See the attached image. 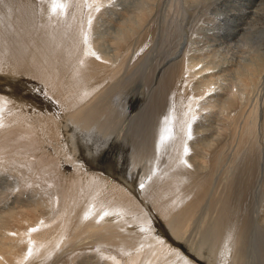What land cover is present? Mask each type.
Here are the masks:
<instances>
[{
    "label": "bare ground",
    "instance_id": "bare-ground-1",
    "mask_svg": "<svg viewBox=\"0 0 264 264\" xmlns=\"http://www.w3.org/2000/svg\"><path fill=\"white\" fill-rule=\"evenodd\" d=\"M14 2H18L15 5L17 7L15 8L13 4H10L12 6L7 5L8 11H6L9 21L13 22V27L15 26L14 29L12 28L13 30H6L8 28L3 27L7 16L6 12L5 14L0 12V61L1 50L6 48L7 53H13L15 56L16 67L13 66L15 69H24L28 74L39 79L43 77L46 84L50 79L49 75H54L52 69L55 67L53 66L60 63L54 58L55 54H58V57L59 54L64 56L63 64L74 61L69 57H73L77 53L83 58L89 54L91 60L83 67H77L78 63L75 62L76 60L74 61L76 69L73 70L75 74L72 71L71 74L74 76L71 78L75 79H69L70 88L75 90L84 86L87 90H83L87 93L83 94L85 93L83 92L81 93L82 96L80 94L75 98L72 96L71 101H66L71 106L69 107L70 111L65 116L67 119L65 121L75 126L78 135L94 136L96 132H92L93 130L97 131V134L107 130L110 125V118L115 115L116 109L120 111L117 103L120 102L121 98L115 96L116 98L113 99L111 97L112 89L114 85L117 86V81L122 83V79L125 80L130 74L126 73L127 75L125 74L119 80V72L117 74L112 72L111 84L105 90L103 89L104 91L96 92L91 102H84L93 92L89 93L88 87L93 78L96 80L94 74L105 70L104 66L111 63L113 58L106 57L102 59L103 62L101 60L99 62V58L102 57L99 56L98 58L97 55L103 53L102 38L98 36L95 40L97 45L94 49H91V46L86 48L80 45L77 49L75 48L71 53L72 55L68 53L70 55L68 56L65 49L69 45L64 46L65 37L68 38L66 30L72 26L61 21L62 16H59L60 14H57L59 16L57 18H48L51 20L50 22L41 18V14L46 12L48 0H13L12 3ZM52 2L50 1L49 4L52 5ZM211 2L213 0H189L186 3L192 4L197 9L203 8L205 10H202L207 12L206 4L211 10ZM233 2L234 0H215L213 10L219 11L223 8L224 3L227 5ZM63 3L64 0H60L53 6L65 8L66 2ZM94 3H96L95 8L102 7L103 10L106 8L104 12L106 14L112 9L115 14L113 18L116 23H121L120 27H123L122 23H124L123 28L115 29V36L112 37L114 41L118 42V47L115 49L117 55L123 53V49H128L130 43L137 38L142 39L145 35L147 38L151 36L154 42H147L146 40L145 43H142V47L146 45L143 50H147L145 54L142 53L144 58L141 56L137 65L142 63L144 59L150 61L155 52L159 51L158 45L162 44V32L159 35L156 32L154 34L151 28L154 27L158 14L156 8L162 4L160 0H136L137 8L131 7L124 0H94ZM184 4H182L183 7ZM237 4V8L239 7L243 13L238 10L228 11L225 8L227 13L212 14L216 20H212L215 24L210 29L205 30L206 33H200L203 37L196 35V25H194L195 28H191V34H185L186 24L185 28H179V31L184 33L180 43L175 44L176 40L171 42L168 38L171 44L169 46L176 45L173 52L169 51L167 56L161 61L155 60L154 64L150 65L151 62L146 61L148 67L144 66L145 72L150 75V80H147V100H149L147 104L150 107L145 106V110H147L151 121L154 122L153 124H157V116H160L159 119L163 115L168 117L166 124L163 122L160 124L163 129L166 128L165 132L159 134L155 129L150 135L153 140L150 138L149 142L142 144L143 149L146 150L145 153L148 151L147 154L160 155L154 156L159 159L154 158L158 163L154 164L153 168L160 170V173L157 170L158 174L154 175L155 179L154 176L151 178L152 175L148 176L147 179L149 178V181L152 179V181L148 182L145 187L142 185L145 183L146 177H142L145 179H143V183L141 182L142 187L137 188L134 181L136 178L131 177L129 181L125 180V182L118 183L115 178L111 179V176L109 178L105 177L106 175L94 173L90 169V171L88 170V166H85V169L82 167L83 169L80 168L81 170L77 171L86 173V183L83 185L80 183L81 177L78 174L71 175L74 172H71L64 179L62 175L65 172H63L54 194H50L51 191L47 194L49 188L46 187V189L42 188L45 193L42 197V195H36V193L40 194L41 190L29 193L26 188L25 190L20 186L21 178L12 176L16 177L13 178L12 184L18 191L8 194V198L6 196L7 208L0 210V264H73L74 262L77 263L76 261L79 262L78 264H250L252 259L253 264H264V248L261 250L260 257L251 256L248 251H245V245L253 242L254 236L264 237V200L259 201L261 188H264V0H250L246 10L243 9L245 6L243 3H236L235 5ZM37 6L44 12L40 14V11L36 10ZM119 6L123 11L129 13L128 17L125 18L119 12L117 9ZM161 6L163 7L164 4ZM186 6L188 8V5ZM186 6L184 9L188 10L189 8L186 9ZM0 8L2 9V7ZM160 9L162 10V8ZM191 12L193 11L191 10ZM191 12H188V16L193 14ZM36 14L37 16L39 14L40 22L47 21L44 24L51 31L50 40L42 41L39 35L42 46L38 43L35 44L33 40H38L37 37L34 38L32 29L38 18ZM97 14H94V18L98 16ZM80 15L82 17L81 13ZM160 17L158 16V18ZM80 22L78 29L75 27L77 30L81 28ZM92 28L94 29V26ZM38 29L41 30L39 27ZM199 29L198 31H200ZM54 30H57L56 34H54ZM50 31L48 32L50 33ZM175 32L174 29L170 32L166 30L165 36L169 33L168 35L173 38ZM31 35H33L31 39L33 41L29 42ZM192 36L198 37L199 43L205 44L207 42L209 52L202 54V57L197 56L195 58L192 56V60L186 57L184 59L183 56L180 57V52L183 51L180 48L184 49L187 43L193 42ZM7 37L12 38L14 44L7 43ZM24 38L25 40L27 38L28 42ZM92 39L94 40L93 37ZM144 39L146 38L144 37ZM40 40L38 41L40 42ZM83 42L84 40L82 44ZM73 43L74 41L70 44ZM211 43H214V46ZM215 44L219 48H213ZM105 45L107 46L106 43ZM130 53L128 54L130 55ZM126 58H128L127 54ZM54 60L55 63H53ZM185 60L188 64L185 63ZM105 62L109 63L105 65ZM61 63L58 64L61 66L60 69L57 66L58 73L62 72L63 64ZM198 64H203L201 65L202 68H197ZM66 67L63 68L65 69L64 74ZM57 71L55 75L58 74ZM86 73L89 75V79H87ZM59 76L62 74H58L57 77L59 78ZM54 77L51 78L53 82L55 81ZM40 80L42 82V79ZM56 81L59 82V80ZM24 82L25 85L20 82L17 85L26 86L29 84V81H25V79ZM66 87H68L67 84ZM97 88L95 87L93 90ZM16 91L0 88V128L7 127L11 133L10 137L0 134V145L5 143L7 146V150H0V154H5L7 160L0 163V172L2 173L0 177L2 179H5L3 172H7L8 164L20 166L24 172L25 170L31 171V169L33 170L32 173L39 171L38 175L42 176L47 170L44 168L50 166V161H59L52 157V160L44 161L41 158H36L33 160L34 162L25 163L26 157L23 156L22 152L27 153L36 147L34 145L35 140H37V132L36 129L31 131L23 122H19V118L14 117L15 125L19 122L18 126L25 131L22 134L20 129L11 126L12 120L7 121L9 117L6 114L8 112L13 113L17 108L15 105L20 102L19 100L16 104L14 103L13 98L17 96ZM79 91L81 92V89ZM17 94L21 95L19 92ZM37 94L39 95V93ZM20 97L21 100L26 98L25 95ZM17 98L15 99L17 100ZM64 99L66 100L65 97ZM108 100L107 105L106 103L101 105ZM10 101H13V104H10ZM19 106L21 105L19 104ZM171 126L174 128L175 134H173ZM227 128L233 132V137L230 139L232 145L230 142V148L223 151L221 145L227 144L228 141L225 142L222 139L225 137L224 132L227 131ZM58 136L57 130L52 135V140L58 141ZM80 140H72L71 144L68 147L66 145L64 149L66 156L68 152L76 156V158L72 157V160L79 159L82 146L86 145L87 150H90L87 143L79 145L82 142ZM258 144L260 146L259 152H257ZM9 146H11L10 150H8ZM60 151L63 153L62 150ZM222 152H225V155L222 156ZM251 153L252 155H250ZM190 154L191 157H189ZM56 156L59 155L56 154ZM66 156L63 155V158L60 159L63 160ZM150 157L152 156L150 155ZM163 157L164 160L162 161ZM222 158H227L225 170L219 164L226 163L222 162ZM255 161L256 168H254ZM79 162L80 160H78L77 165ZM163 164L168 165L163 167ZM34 167L41 168L34 169ZM221 170L223 171L221 172ZM131 174L135 176V174ZM162 177L164 183H161ZM7 182L11 185L10 180ZM171 182L177 187L183 185L180 187L182 192L177 196L173 194V198L168 197L171 192L169 190ZM215 184L217 187L212 189ZM233 197L234 199L231 200ZM0 204L2 205L1 202ZM150 204H153V208ZM55 216L62 218L61 223L55 224L51 220ZM197 219L198 222L196 223ZM152 221V229L149 226H144L150 225ZM192 227L198 234L196 238L198 241L189 242V246H183L181 249L175 242L178 239H186V234ZM145 228H148L149 235H145L147 233ZM255 230H260V232L255 235ZM224 241L225 247H220V243H224ZM82 246L83 252L80 255L76 254V250L79 249L80 251Z\"/></svg>",
    "mask_w": 264,
    "mask_h": 264
},
{
    "label": "rangeland",
    "instance_id": "rangeland-1",
    "mask_svg": "<svg viewBox=\"0 0 264 264\" xmlns=\"http://www.w3.org/2000/svg\"><path fill=\"white\" fill-rule=\"evenodd\" d=\"M10 1L11 0H5V1L4 0H0V4H1L0 7H2V9H3L2 10L0 8V12H3V14H5V12L8 11L7 10L8 9L7 5L9 6L10 4H13V6H15L16 4H18V2L12 3L13 0H12L11 3H10ZM15 1H19V0H15ZM50 1L51 2L53 1L52 2L53 3L52 5L49 4ZM59 1L60 0H55V2H54V0H48L49 3H47V7L49 8V10L46 7L45 14H41L42 12H44V10H41L38 6L36 7V10L40 11L41 18H45L46 20H48V22L51 21V20H49L51 18L53 19L54 17L57 18L59 16H62L61 21L66 22L67 24L69 23V25L72 26V27H69L66 30V34H68V38L65 37V39H66V42L69 43V44H67L65 42V45L64 46H67V45H69V46H68V48L65 49V53H67L68 56L72 55L71 53L75 50V48L77 49V47H80V45H83L86 48H88V47L91 46L90 48L91 49H94V47H96V45H97V43L95 42V40H97V38L99 36L103 40V42H101L103 44V47L101 46L102 49H103V53H101L100 55H97L98 58H99V56L102 57V58H99V62H101V61L103 62L102 59H105L106 57H108V58L109 57L110 58L113 57L111 63H109V62H105L104 63L105 65H106V63H109L108 65L104 66L106 68L105 70H102V71L94 74L95 77H96V80H95V78H93L92 83H89V87H88L89 88V91L88 92L89 93L92 92V91L93 92H92V94H90V96L87 97V99L85 101L84 100L83 101L84 102L87 101V103L88 102H91L92 99L95 97L94 94L96 92L104 91L106 89V87L111 84L110 83L111 82L110 77L112 75V72H114L113 74H117L119 72V75H120L119 76V80L122 79V76H124L126 73H129L130 75L125 80L122 79V83L119 82V81H117L118 82V84H117L118 87L116 85H114V88L112 89L113 91L111 92V97L113 99L116 98V97H118V98L120 97L121 98L120 102L117 103V105L120 108L119 109L120 111H118L116 109V111L114 113L115 115H113V117H111V118L109 117L111 121L109 122L110 125L108 126V129L102 131L99 134H97L98 133L97 131L93 130L92 132H96L95 134L93 133L94 136H90L88 134H79L78 135V132H77V129L75 128V126L72 125V124H69L67 121H65V120H67L65 118V116L70 111V108L69 107L71 106V105H68L66 103V101H68V100L71 101L70 99L72 98V96H73V98H75V96L76 97L77 96H80V94L83 93V92H85L83 94H86L87 93L85 91V90H87V88H85L84 86H80L81 88H78V89L76 88L75 90L73 89L74 92H71L73 90L70 88L71 85H70L69 82H70V80L75 79V78H71V77L74 76L71 73L74 70V68L76 69V67H75L76 63H78L76 65L77 67L78 66L79 67H83L84 65H86L91 60V58L89 57V54L87 56H85L84 58H83V56H80L78 53L75 54L73 57H69V58H72V60H74V61L76 60L75 61L76 63L74 61L69 60L71 62H69V64H66L67 62H66V59H65V62H66L65 64H66V66L68 65L67 67L65 66L66 67V73L65 74H64L65 69H63V68H65L64 67L65 64H63L64 63V58H63L64 56H62L61 54H59V57H58V54H55V56H57V57L54 56V58L56 59V61H58L60 63L62 62L61 64H63L62 65V68H61L62 69V72H59L58 73L59 70L57 71V66H59L60 63H56L55 64L56 66L53 64L54 65L53 67H55V69H52L54 71L53 72L54 75L53 74H51V75L53 77L54 76L57 77L58 74L59 75L62 74V76L63 75H66V76L64 78L62 76H59V78L57 77L58 79L57 78L55 79V77H54L55 81L56 80H59V82H57V81L56 82L55 81L53 82V80H52L53 77L51 75H49L50 76V79L45 84V81L43 80L44 79L43 77L40 78V79H42V82H41V80L39 78H37V77H35L33 75L28 74V72H26L24 69H21V68L15 69L14 67H16V65L14 63L15 62L14 61L15 56H13L14 54L13 53H7L6 48L1 50V61H0V68H1L0 69V77L1 78H0V88L1 89H6L8 91H16V89H17V91L19 90L18 92L21 95H25L26 96L25 100L24 99L21 100L20 99L21 98L20 97L21 95H18L17 94L18 92L16 91V95L17 96H15V98H17V97L18 98H17V100L15 98H13L14 99V103L16 104L19 100H20V102H18V104L15 105L17 108H16V110L13 113L8 112L6 114L9 117L7 121L8 122H10V120L13 121V118L14 117L19 118V122H23L26 125V127L29 128L31 131L34 130V129H36V132H37V140H35L36 143L34 142L35 143L34 146H36V147L34 149H30L29 147H25L24 146L25 148H29L30 149V151L27 152V153L22 152L23 153V156L26 157V159H24L25 163L26 162L28 163V161L29 162H34L33 160H35L36 158L37 159L41 158L44 161H47L48 159L50 160L52 157L54 159L56 158V160L58 159L60 161V162L59 161L57 162L55 160L52 161V162L50 161V166H46V167L44 166L45 167L44 170L47 169L46 172H45L46 175L44 174L42 176L41 175H38L39 171L37 173L36 172L35 173L34 172L32 173L33 170L31 169V171H26L25 170V172H24V171H22V168H20V166L16 167L13 164H8V166H7L8 169H6L7 172H3V175L5 174L4 175V178L5 179H2L0 177L1 178L0 179V202L2 203V205L0 204V210L1 211L3 209L7 208V206H6L7 205L6 204L7 203L6 196L8 198V194L10 195L11 192L17 193V191H18V189H16L15 186L12 184V181L14 180L13 178H16L17 176H19V179L21 178L20 179V183H21L20 186H22L23 189L26 188L27 190L26 189L25 190L28 191L29 193L31 191L32 192L33 191L34 192H37L38 190H41V193L40 194L36 193V195H42V197L45 195L43 189H46V187L49 188V191H47V194L50 193V191H51L50 194H54L55 189L58 188V183H59L58 181L60 180V177L63 174V172H65L64 173L65 175L64 174L62 175L64 177V179H65V177H67L68 175H70L71 172H74L71 175L78 174L81 177L80 183L82 185H83V183H86V177H87V175H85L86 173L85 172L83 173V171H77V170L83 169L82 167H84V169H85L87 166H88V170L90 169L94 173H99V174L104 175V176L106 175L105 177H109V178L112 177L111 179H114L115 178L116 179L115 181L118 182V183L125 182V180L129 181V180H131V177H133V179L136 178L134 181H135V185H136L137 188H139V187L141 188L142 186H145L148 182H151L152 179H151V181H149L148 180L149 178L147 179V177L152 175L151 178H153V176L154 175L156 176L158 174V172L160 173V170H158L159 168H155V169L153 168L154 167V164L158 163L157 160L159 158L157 159V158L154 157L157 154L156 155H154V154H147L148 151L145 153L146 150L143 149V145L142 144H145L146 142H149L148 140H150V138L153 140V138L150 135H151V133L155 129L157 130V133H159V134L165 132L166 128L163 129L160 124H162V122L164 124H166V121H167V118L168 117H167V115L166 116L163 115L161 117V119H159L160 116H157V120L156 121H158L157 124H159V125L153 124L154 122L151 121L150 117L148 116L149 114H148L147 110H145L146 109L145 106L146 107H150L147 104L149 102V100H147V87H148L147 80L148 79L150 80V75L148 74V72H145L146 71V68L148 67L147 62L148 63L151 62V63H149L151 65L152 63L154 64L155 60L161 61L162 58H164L165 56H167V54L170 53L169 51L173 52V50L176 49V45L169 46L171 44L168 41V38L170 39L171 42H175V40H176L177 42H175V44L180 43L182 41L181 38L184 37V33L185 34L186 33L191 34V28L194 27V25H196L195 27H197V33H196V35L198 37H203L200 33L201 32L206 33L205 30L210 29L212 27V25L215 24V23H213V21H216V20L213 18V15L212 14H217L219 12H220L219 14H224L226 12L224 10L225 8L228 11H233V10L240 11L241 9L239 7L237 8L238 4L235 5L236 3H243L245 5V6H243V9L246 10V6L250 2V0H234V2L232 4L225 5V3H224L223 6H222L223 8H221L219 11H216V10H213V3L215 2V0H213V2H211V4H210V8L212 7V9L209 10V8L207 7L208 4H206L207 12H204L203 10H205V9H203V8L197 9L195 6H192V4H187L189 0H186V1L184 0L185 1V4L188 5V8L189 9L184 4V1L183 0H160L162 2L161 5L164 4L165 7L164 6L162 7L160 5L159 8H156V12L158 11L157 13L159 15L156 13L157 15H156V20H155V25H154V27L151 28V30L154 31L153 32L154 34H155V32H156V34L158 33L157 35H159L162 32V35H163L162 36V44L158 45L160 47V48H158L159 51L158 52H155L154 56L151 58L150 61H147L146 60L147 61L146 62L145 59H144L142 63H140V64L137 65V63L139 61L138 59L141 56L143 57L144 55H142V53L145 54V52L147 50V49L146 50H143V48L146 45L144 47H142V45H143L142 43H145L146 40H147V42H154V40L151 39L152 38L151 36L149 38H147V35H145L144 37L146 39H144V37L142 39L137 38L135 40L137 42L133 41L132 43H130V45H128V49H126V48L123 49L124 50V51L122 50L123 53H120V54L117 55L116 52H115V49H117V47H118V45H117L118 42L116 40L114 41V39H113L114 36H115V33L114 32H115V29H117V28L118 29L123 28L124 27V23H122V26L123 27H120L121 26V23H116L115 22V20L113 18V16H115V14H114V12H113L112 9H111V11H109L108 14H106V13H104L105 10H106V8H105V10H103L102 7H96L95 8L96 3H94V0H64V3L66 2L65 3V8H62V6L61 7L60 6L57 7V5H56V7L53 6L54 3L56 4ZM124 1L127 2L131 7H134L135 8L137 6L136 0H124ZM174 3L176 4V6H175ZM182 4H184V7L186 6V9H188V10H185ZM133 5H135V6H133ZM189 5H191V6H189ZM10 6H12V5H10ZM16 7L17 6H15V8ZM50 7L51 8L54 7L55 9L53 8L54 9L53 10ZM120 7L121 6H119L117 8L119 10V12L122 15H124L125 18L128 17V14L129 13L123 11ZM160 8H162V10ZM172 8H173V10H172ZM195 8L197 9V11H196ZM59 9H63V10H59ZM94 9H96V10L94 11ZM107 9H109V8H107ZM191 10L193 12H191ZM198 10H199V13H198ZM52 11H54V12H52ZM188 12H191L193 14L196 13L197 15H195V14L193 15V14L189 13V14H191V16L190 15L188 16ZM240 12L243 13V11H240ZM80 13L82 14V17L80 15ZM7 14L8 13L6 12L7 19L4 22V26L3 27L8 28L6 30H9V29H12V28L14 29L15 26L13 27V25H14L13 22L9 21L10 19L8 18V15ZM57 14H60V15L58 16ZM94 14L95 15L97 14L99 17L96 16L98 18H96V17L94 18V16H95ZM44 15H46V16L43 17ZM36 16H37V14H36ZM158 16L159 17L161 16L162 18L161 17L158 18ZM37 17H38L36 19L37 21H35V25L32 28L33 29V33H34V36H35L34 38L37 37V39L40 40V36H41L42 41H44L45 39L50 40V38H51V35H50L51 34V31H50V29H47L46 26H45V24L47 23V21H44L45 22V24H44V22H40V16H39V14H38ZM183 17H185V18H183ZM84 18H87V19H84ZM90 18H91V20H90ZM80 19H81V22H80ZM162 19H164V20H162ZM111 20H113V21H111ZM157 20H159L160 22L157 21ZM190 20H191V22H190ZM156 21H157V23H156ZM167 21H168V23H167ZM172 21H173V23H172ZM79 22L81 23V25H80L81 28H80V30H77L78 29ZM82 22H83V24H82ZM121 22H123V21H121ZM54 23H52V24H54ZM75 23H77V24L75 25ZM185 25H186V28L184 27ZM89 26H91V27H89ZM93 26H94V29L92 28ZM38 27L42 31L39 30ZM34 28H36V29H34ZM179 28H181V29L185 28L184 29L185 32L184 33H183V31L180 32L179 31ZM201 28L202 29L204 28V29L202 30ZM44 29H46V30H44ZM172 29H174V31H176L175 32V37L171 38L168 35L169 33H167V35L165 36L166 30H167V32H170ZM198 29L200 31H198ZM168 30H170V31H168ZM48 31H50V33ZM92 31H94V32H92ZM54 32H55L54 34H56L57 30L56 31L54 30ZM35 34H37V35H35ZM46 35H49L50 37L49 36H46ZM181 35H183V36H181ZM64 36H66V35H64ZM78 36H79V38H78ZM92 37L94 38V40L92 39ZM198 37H193L192 36V41L193 42L187 43L185 45L186 47L184 46V49L183 48H180V50H183L182 53L180 52V57L183 56L182 58H184V59H186V58L188 59L189 58V59L192 60L193 57H195V58L197 56H201L202 57V54H206L207 52H209L208 51L209 50V44H206L207 42L205 44H202V42L199 43V41L197 39ZM27 38H26V40L24 38V40L28 42V39ZM29 38H30L29 39V42H31V41L34 40L35 44L38 43V44H40L42 46L41 40H40V42L38 40H36V39L31 40L33 38V35H31V37H29ZM90 38H91V40H90ZM83 40H84V42L82 44V41ZM6 41H7V43L10 42L11 44H14L12 38H10V37H7ZM72 41H74V43L73 44H70V43H72ZM93 41H94L95 44L92 43ZM27 42H24V43H27ZM111 42H113V43H111ZM115 42H117V43H115ZM147 42H146V44H147ZM105 43L107 44V46L105 45ZM43 44H44V42H43ZM92 44L95 45V46H93ZM112 44H114V45H112ZM211 44H213V46H214V43H211ZM6 46H8V45L6 44ZM113 46H115V47H113ZM197 46H198L199 49L197 48ZM213 46H211V47H213ZM106 47H109V48H106ZM137 47H139V48H137ZM170 47H171V49H170ZM190 47H192V49H190ZM206 48H208V49H206ZM213 48H219V47L218 46L216 47V44H215V47H213ZM67 51H69V52H67ZM127 51H128V53L131 52L130 55L127 53ZM226 51H227V49H226ZM191 52H193V53H191ZM68 53H70V55ZM126 54L128 55V58H126ZM90 56L92 57V55H90ZM137 56H138V58H137ZM119 58H121L122 60H120ZM56 61L54 60L53 63H55ZM81 63H82V65H81ZM185 63L188 64L187 60H185ZM132 64H134V66H132ZM141 64H142V66H141ZM144 64H146V65H144ZM135 65H137V66H135ZM201 65H203V64H198L197 68H202ZM140 66H141V70H140ZM60 67L61 66H59L58 69H60ZM68 67H70V68L73 67V68L70 69ZM116 68L119 69V70H117ZM130 70H131V72H130ZM28 71H29V68H28ZM56 71L58 73L57 75H55L56 74ZM73 73L75 74V71H73ZM22 74H24V75H22ZM68 74H71L72 76L71 75H68ZM85 75H86L87 79H89V75L87 73ZM19 77H20V79H19ZM145 77H146V79H145ZM65 78H66V80H64ZM24 79H25V81H29L28 82L29 84H27L26 86H18L17 84L19 82L21 84H24L25 85ZM62 79H63V81H62ZM64 84H65V86H64ZM66 84L68 85L69 88L66 87ZM64 87H66V88H64ZM95 87H98V88L96 90H93ZM79 89H81V92L79 91ZM83 89H85V90H83ZM69 90H70V92H69ZM124 91H126V92H124ZM37 93H39V95ZM137 93H138V95H137ZM65 94H69V95H65ZM83 94H81V96ZM120 94H122V95L120 96ZM134 94H136L137 96L134 95ZM64 97L66 98V100L64 99ZM35 98H38V99H35ZM43 99H44V101H43ZM108 102H109V100L107 102L105 101V102L101 103V105L104 104V103H106V105H107ZM123 102H124V104H123ZM11 103L13 104V101H10V104ZM44 103H45V105H44ZM19 104L21 106H19ZM117 105H116V107H118ZM154 110L156 111V108ZM18 123H17V125H15L16 124V121H13V124H11V126L17 127L18 129L21 130V133L24 134L25 131L22 130L18 126ZM171 129H172L173 134H175V132H174L175 130H174V128L172 126H171ZM57 130H58V134H59V136L57 138H59V140L58 141H56L54 139L52 140V138H53L52 135ZM159 130H161V131H159ZM226 130L227 131L224 132V136L225 137L222 138V139L225 142L228 140L227 141V144L229 146L227 144H222L221 146H223V147L221 149L222 150L224 149L223 151H226V149H229L230 146L232 145V140H230V139H232V137H233V132L229 128H227ZM9 131L10 130L7 127H1L0 128V134L2 136H8V137H10L11 136V133ZM119 135H120V137H119ZM77 139H81L80 141H82L81 143H79V145H82L83 143H87L89 145V147H90V150L89 151L87 150V146L86 145L85 146H82L81 147V151H80V155H79L80 156L79 159L72 160V157L73 158H76V156L74 154L70 153V152H68L67 153L68 155L66 156L64 149L66 148V145L68 147V145L71 144V141L72 140L75 141ZM50 141H51V144H50ZM230 142H231V145L229 144ZM64 144H65V147H64ZM141 147H142V149H141L142 152L140 150ZM10 148H11V146L8 147V150H10ZM4 149L7 150V146H6L5 143H3V144L0 145V150H4ZM60 150H62L64 154ZM259 150H260V146L258 144V151L257 152H259ZM222 153H223V154H221L222 156L225 155L224 154L225 152H222ZM56 154L59 155V156H56ZM69 154H70V156H69ZM141 154H142V156H141ZM63 155L66 156L65 158H67L68 160H66L65 158H64L65 160L63 159L64 161L61 160L60 158H63ZM150 155L152 157H150ZM250 155H252V153ZM157 156H160V155H157ZM191 156L192 155L190 154L189 157H191ZM0 157L1 158H4V159H1L0 158V163L7 161L5 159V154H2L1 153L0 154ZM48 157H50V158H48ZM96 157H98V158H96ZM133 157H135V158H133ZM147 157L148 158L150 157V158L148 159ZM164 157L161 159L162 161L164 160ZM257 157H258V155H257ZM77 158H78V156H77ZM145 158H147V159H145ZM154 158L157 159V160H154ZM78 160H80V162L77 165ZM226 160H227V158H222V162H226V163H219L222 166V169H224V170L227 168V165H226L227 164V161ZM69 162H71V163H69ZM167 165L166 164L165 165L163 164V167H166ZM36 168H41V167H34V169H36ZM66 168L68 169V171H67ZM254 168H256V161L254 162ZM157 170H158V172H157ZM222 171L223 170H221V172ZM154 172H156V173L154 174ZM127 173H129V174H127ZM131 173L135 174V176L132 175ZM136 174H138V175H136ZM139 174L141 175V177H140ZM0 176H2V173L1 172H0ZM12 176H16V177H12ZM155 176H154V179H155ZM142 177H144V178L146 177V180L147 181L144 178H142ZM143 179L145 180V183H143L144 182ZM7 180H10L11 185L7 182ZM136 180H138V181L143 180V181H140V182L137 181L136 182ZM163 181H164V178L162 177L161 183H164L165 182V181L164 182ZM141 182L143 183V185H142ZM3 186H5V187L3 188ZM182 186L183 185H180V187H182ZM180 187H177L176 184H174L173 182H171L170 188H169V190H171V192H170V195L168 194V197L169 198H171V197L173 198L174 197L173 194H175V196L179 195L182 192V190L180 189ZM216 187H217V185L215 184L212 187V189H215ZM13 189H15V190H13ZM106 192H109V191H106ZM1 193H2V195H1ZM234 196H237V195H234ZM115 197H117V196H115ZM168 197H167V199H169ZM259 197H260L259 198V201L260 200H264V188H261V192H260ZM37 198H38V196H37ZM233 199H234V197L231 200H233ZM150 205H152V208H153V204H150ZM48 209H50V208H48ZM255 209H257V208H255ZM151 210H154V209H151ZM51 220L55 224H59V223H61L62 218L61 217H58V216H55V217L51 218ZM197 222H198V219L196 220V223ZM144 226L145 227H148L149 226L152 229V227H153V221L150 223V225L147 224V225H144ZM147 229H146L147 233H145V235H147V234L149 235V232H148ZM259 232H260V230H255V235L257 233H259ZM196 233H197L196 230H194V228L192 227L187 232L186 239H184V240L178 239V241L175 242V243L178 244V246L181 249H182L183 246H185V247L186 246H189L188 245L189 242L195 243V242L198 241L196 239L198 237V234H196ZM162 236H166V235H162ZM256 243H258V244H256ZM220 245H221L220 247H225V241H224V243H220ZM220 247H216V248H220ZM262 248H264V237H260V236H254L253 242H249L247 245H245V251H248V253L251 256L257 255L258 257H260ZM82 249H83V246L80 249V251H79V249L76 250V254H79L80 255V253L83 252ZM76 262L77 263L74 262L73 264H78L79 263L78 261H76ZM253 262L254 261L252 259L251 262H250V264H253ZM260 264H262V263H260Z\"/></svg>",
    "mask_w": 264,
    "mask_h": 264
}]
</instances>
